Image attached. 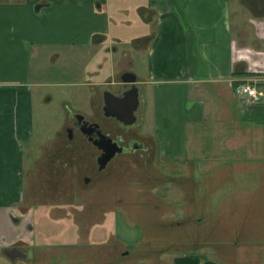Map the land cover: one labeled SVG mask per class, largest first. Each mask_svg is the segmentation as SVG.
<instances>
[{
  "label": "crops",
  "instance_id": "0c3cea01",
  "mask_svg": "<svg viewBox=\"0 0 264 264\" xmlns=\"http://www.w3.org/2000/svg\"><path fill=\"white\" fill-rule=\"evenodd\" d=\"M116 70L135 72L142 129L174 172L173 246L151 264H264V0H0V264H118L106 212L82 218L74 173H54L74 163L32 140L44 85H85L74 106L87 111ZM246 81L258 100L234 92ZM38 209L62 225L56 239L37 241ZM141 227L138 244L157 228Z\"/></svg>",
  "mask_w": 264,
  "mask_h": 264
},
{
  "label": "rangeland",
  "instance_id": "374dc122",
  "mask_svg": "<svg viewBox=\"0 0 264 264\" xmlns=\"http://www.w3.org/2000/svg\"><path fill=\"white\" fill-rule=\"evenodd\" d=\"M133 31L131 29L123 32L126 39L123 42V46L134 54L133 58L137 61L145 52L134 49L131 43L126 42L129 41L127 39L132 35ZM118 60H120L118 56L113 57L111 61L107 60L104 63V74L112 75L117 67ZM124 65L125 62L121 64V66ZM115 72L112 76L113 80H118L120 71L116 70ZM101 77L102 75L97 79ZM102 85L103 83L99 84L98 87ZM85 88V85H44L41 91H48V93L52 94V100L44 105V109L48 113H43L44 109L39 111L42 108L40 98H35L34 121L37 123V117L41 112L43 114L40 118V130L36 123L34 125L32 140H37L38 138L48 140L47 152L62 155L63 158H70L71 163H74L71 164L69 172L60 169L54 173L62 171L69 176L74 173L76 181L73 186L80 196V201L77 203L82 206L81 211H79L82 218L100 219L106 212L104 216L107 217L106 223H109L106 227L107 233L110 232L116 237L120 236L122 239L119 240L122 244L115 242L116 247H114V250L118 253L116 261L118 264H132L134 260L137 261L136 258L134 260L133 258L138 255H142L147 259L145 264H151L152 260L158 258L159 253L161 255L164 254L162 260L165 263L168 257L167 253L170 251V247L173 246L169 241L168 234L169 183L171 174L174 173L171 170L170 161L167 157L159 154L153 144L151 133L147 129H142V122H138L130 129L136 132L137 139L147 143L148 147L146 149L128 148L117 153L95 179L83 183L81 178L84 173L82 164L88 161V158L85 153L81 154V151L87 152L88 147L82 146L78 149L74 145L68 146V140L64 132V124L68 115L64 102H68L72 106L76 105L78 94H85L87 90ZM98 95L97 92L95 96L97 100L99 98ZM84 105L86 108L89 106L88 103H84ZM116 130L122 131V128H117ZM50 174L53 173L50 172ZM64 184H66L65 188H71L69 186L71 181ZM64 194L61 198L69 197L68 193ZM93 206L94 208H91ZM143 206L145 209L142 208ZM42 212V210H36V213H38L35 226L37 241H44L45 238L46 240L48 238L54 240L60 235L62 225L49 219L47 214H41ZM151 220L153 223H151ZM141 225L144 226L146 231L152 225H156L157 228L154 231H150V240H145L143 244L142 242L138 244L136 243L137 240L142 238L141 231L143 227ZM126 246L130 250L128 261H126V258H122L124 262L121 263L122 260L119 261L121 255L119 251L122 248L126 249Z\"/></svg>",
  "mask_w": 264,
  "mask_h": 264
},
{
  "label": "flooded vegetation",
  "instance_id": "af4514ba",
  "mask_svg": "<svg viewBox=\"0 0 264 264\" xmlns=\"http://www.w3.org/2000/svg\"><path fill=\"white\" fill-rule=\"evenodd\" d=\"M126 72L128 71H120L118 80L108 78L102 86H97L96 95L98 92L99 98L98 100L95 99V95L88 102L89 106L87 111L79 109L77 106H72L68 102H64V107L68 115L64 124V132L68 140V146L74 145L78 149L82 146L88 147L87 152L81 151V154L85 153L88 158V161L82 164V170L84 173L81 178L83 183H87L95 179L96 176H98L106 168L108 163L117 153H120L128 148L146 149L148 147V144L137 139L136 132L133 130L131 131L130 129L134 124L140 122V89L137 84L136 77L134 81H124L122 79V76L125 75ZM129 72L131 71L129 70ZM133 85L137 87L139 99L138 104L133 111L135 114L134 120L126 123L114 115H106L103 110L104 92L109 90L116 96H111V108L113 110H119L125 117H127L126 111L132 98V91H130V89ZM123 95L124 99L119 100L118 97ZM100 116H103L105 120L104 122L99 119ZM117 128H122V131L116 130ZM114 146L121 147V150L115 152L110 159L104 162L105 155L110 152Z\"/></svg>",
  "mask_w": 264,
  "mask_h": 264
},
{
  "label": "water",
  "instance_id": "95a60500",
  "mask_svg": "<svg viewBox=\"0 0 264 264\" xmlns=\"http://www.w3.org/2000/svg\"><path fill=\"white\" fill-rule=\"evenodd\" d=\"M135 77H136V75L134 72L128 71V72H126L125 75L122 76V79L124 81H134ZM130 91H132V98H131V103H130L129 107L127 108V111H126L127 117H125L124 114H122L119 110H113L111 108V103H112L111 96L112 95L115 96V95L112 92H110L109 90L104 92V105H103L104 113L106 115H114L118 119H120L126 123L133 121L135 118V114L133 111L136 108L139 99H138V91H137L136 86L133 85L131 87ZM118 98H119V100H123L124 95L121 97H118ZM114 144H115V142H114ZM120 150H121V147H119V146L115 147L114 146V148L105 155V158H104L105 161L104 162H106L108 159H110L112 157V155H114L115 152H118ZM104 162H103V164H104Z\"/></svg>",
  "mask_w": 264,
  "mask_h": 264
},
{
  "label": "built area",
  "instance_id": "2783aa9c",
  "mask_svg": "<svg viewBox=\"0 0 264 264\" xmlns=\"http://www.w3.org/2000/svg\"><path fill=\"white\" fill-rule=\"evenodd\" d=\"M234 92L236 94L246 95L252 100H258L263 94V90L258 88L255 83L246 81L240 82L234 86Z\"/></svg>",
  "mask_w": 264,
  "mask_h": 264
}]
</instances>
